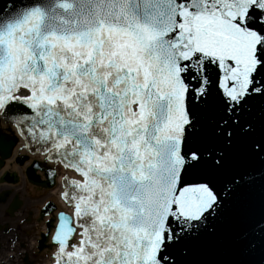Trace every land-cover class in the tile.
<instances>
[{"label": "snow or ice", "instance_id": "snow-or-ice-1", "mask_svg": "<svg viewBox=\"0 0 264 264\" xmlns=\"http://www.w3.org/2000/svg\"><path fill=\"white\" fill-rule=\"evenodd\" d=\"M14 149L52 264H264V0H0Z\"/></svg>", "mask_w": 264, "mask_h": 264}, {"label": "flooded vegetation", "instance_id": "flooded-vegetation-1", "mask_svg": "<svg viewBox=\"0 0 264 264\" xmlns=\"http://www.w3.org/2000/svg\"><path fill=\"white\" fill-rule=\"evenodd\" d=\"M24 209L26 210L27 206ZM21 220L22 218H11L8 212L0 209V223L13 222L12 225L8 224L0 230V264H17L24 256L21 246L25 232L20 224ZM33 259L37 262L43 257H34Z\"/></svg>", "mask_w": 264, "mask_h": 264}, {"label": "water", "instance_id": "water-1", "mask_svg": "<svg viewBox=\"0 0 264 264\" xmlns=\"http://www.w3.org/2000/svg\"><path fill=\"white\" fill-rule=\"evenodd\" d=\"M8 159V158H7ZM26 161V160H25ZM25 161H23V162H20V161H18L17 160V163L18 164H20V165H23L24 163H25ZM6 164V163H5ZM5 166V165H4ZM4 166L1 168V169H4ZM42 172H44L43 170H41ZM26 175H27V178H28V180L31 182V183H33V184H35V185H39V186H43V187H47V188H51V187H53L52 185H50V184H44V183H40V182H37L36 180H33L31 177H30V175H29V170H28V168H27V170H26ZM35 175H37V176H39L37 173L35 174ZM45 175H46V173H45ZM4 177V176H3ZM1 178V181L2 182H4V181H6V182H9V183H17L18 182V180H19V178H16V177H13V176H9L7 179H4V178ZM40 177V176H39ZM10 194H11V192L9 191V193L5 196V195H3V197L2 198H0V202H5L6 200H7V198L10 196ZM20 201L18 200V197H16L15 198V201H14V203H13V207L14 208H17L19 205H20ZM44 215V212H42V216ZM46 240H47V237L43 234V239H42V245L46 242Z\"/></svg>", "mask_w": 264, "mask_h": 264}, {"label": "bare ground", "instance_id": "bare-ground-1", "mask_svg": "<svg viewBox=\"0 0 264 264\" xmlns=\"http://www.w3.org/2000/svg\"><path fill=\"white\" fill-rule=\"evenodd\" d=\"M16 150L14 149L13 150V155L8 157L7 161H6V164L4 166V169H1L0 170V173L1 172H4L5 170H9V171H16L18 173H22V171L25 169L26 165L28 163H30L32 161V159H30L24 166H19L16 162ZM43 177V176H42ZM5 187V186H4ZM25 189L28 191V192H34L36 191V187L33 186V185H25ZM55 191L54 189L51 190L49 192V194H54ZM29 255H25L24 257H28Z\"/></svg>", "mask_w": 264, "mask_h": 264}]
</instances>
